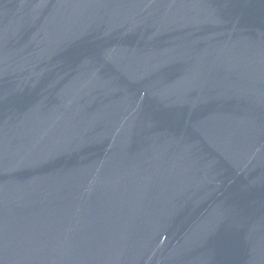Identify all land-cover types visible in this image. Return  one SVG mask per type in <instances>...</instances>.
<instances>
[{
	"label": "water",
	"instance_id": "95a60500",
	"mask_svg": "<svg viewBox=\"0 0 264 264\" xmlns=\"http://www.w3.org/2000/svg\"><path fill=\"white\" fill-rule=\"evenodd\" d=\"M0 264H264V0H0Z\"/></svg>",
	"mask_w": 264,
	"mask_h": 264
}]
</instances>
